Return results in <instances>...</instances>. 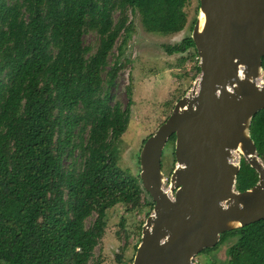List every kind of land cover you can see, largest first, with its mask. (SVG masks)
I'll return each mask as SVG.
<instances>
[{"label": "trees", "instance_id": "1", "mask_svg": "<svg viewBox=\"0 0 264 264\" xmlns=\"http://www.w3.org/2000/svg\"><path fill=\"white\" fill-rule=\"evenodd\" d=\"M188 2L0 0V264H104L96 249L108 211L148 207L149 216L155 202L118 156L133 88L127 85L126 104L113 88L129 65L120 57L135 29L130 13L147 32L171 34L187 26ZM87 33L98 36L96 46L85 43ZM190 49L198 57L191 36L166 46L170 55ZM251 135L264 161V109ZM257 181L243 159L237 189ZM228 240L224 264H264V219L226 231L202 253Z\"/></svg>", "mask_w": 264, "mask_h": 264}, {"label": "water", "instance_id": "2", "mask_svg": "<svg viewBox=\"0 0 264 264\" xmlns=\"http://www.w3.org/2000/svg\"><path fill=\"white\" fill-rule=\"evenodd\" d=\"M191 37L201 71L140 152V178L155 204L132 264H198L223 233L264 219V161L251 135L264 109V0H200ZM174 134L166 186L162 157ZM236 152L259 173L244 191L236 188Z\"/></svg>", "mask_w": 264, "mask_h": 264}, {"label": "rangeland", "instance_id": "3", "mask_svg": "<svg viewBox=\"0 0 264 264\" xmlns=\"http://www.w3.org/2000/svg\"><path fill=\"white\" fill-rule=\"evenodd\" d=\"M186 11L188 23L184 30L176 33H150L141 22L138 13H130L135 29L121 54V61L129 60V65L122 70L113 93L117 100L127 103V85L133 88L134 105L128 130L120 141L118 156L120 164L130 168L132 173L140 175V152L144 140L172 113L176 102L193 88L198 76L196 64L198 57L195 50L170 55L167 45L180 43L192 35L191 27L200 13V0H189ZM85 43L96 46L98 36L94 33L85 35ZM168 162L165 166V163ZM163 171L166 175L165 185H169L171 165L175 168V143L168 142L162 157ZM148 207L127 211L125 206L117 205L107 214L108 225L96 253L103 256L104 264H130L136 254V245L141 240L143 223L147 219ZM96 215L92 216L93 220ZM125 220L126 232L118 234L121 222ZM229 240L210 253H200L195 261L208 264L210 261L226 263L229 258ZM119 256L121 259H119Z\"/></svg>", "mask_w": 264, "mask_h": 264}, {"label": "bare ground", "instance_id": "4", "mask_svg": "<svg viewBox=\"0 0 264 264\" xmlns=\"http://www.w3.org/2000/svg\"><path fill=\"white\" fill-rule=\"evenodd\" d=\"M203 23H204V15L202 14L201 15V20H200V25H201V27H202V25H203ZM235 156H236V160L238 161H240L241 159H242V157H244L243 156V154L240 152V153H238V152H236L235 153ZM234 225H239L238 223H235Z\"/></svg>", "mask_w": 264, "mask_h": 264}, {"label": "flooded vegetation", "instance_id": "5", "mask_svg": "<svg viewBox=\"0 0 264 264\" xmlns=\"http://www.w3.org/2000/svg\"><path fill=\"white\" fill-rule=\"evenodd\" d=\"M243 159H245V158L242 157L241 161H242ZM245 160H246V159H245ZM246 161H247V160H246ZM255 170H256V169H255ZM239 173H240V172H239ZM257 173H258V172H257ZM238 175H239V174H238ZM258 180H259V173H258ZM257 182H258V181H257ZM257 182H256V183H257ZM256 183H255V184H256ZM236 188H237V183H236ZM237 190H238V189H237ZM239 191H240V190H239ZM201 253H202V252H201Z\"/></svg>", "mask_w": 264, "mask_h": 264}]
</instances>
